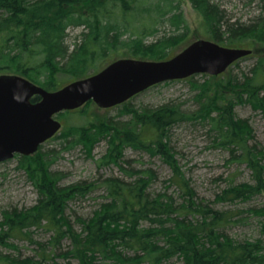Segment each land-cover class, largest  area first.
Here are the masks:
<instances>
[{"label":"trees","instance_id":"16d2710c","mask_svg":"<svg viewBox=\"0 0 264 264\" xmlns=\"http://www.w3.org/2000/svg\"><path fill=\"white\" fill-rule=\"evenodd\" d=\"M187 1L202 19L206 40L230 48L264 46V10L248 22L232 21L221 0ZM71 29H82L73 46L68 43ZM189 38L181 0H0V75L24 76L48 91L100 72L109 64L100 68L99 62L111 56L112 62L169 60L194 42ZM227 75L201 74L203 83L192 82L200 75L189 78L194 111L173 103L155 109L123 104L117 107L129 109L127 121L108 120L53 138L61 140L65 151L81 147L89 158L105 142L98 167L115 165L125 176L102 181L106 202L89 218L77 217L74 223L67 214L70 203L91 193L94 185L62 187V176L51 170L57 157L45 152L44 144L32 156L17 157L39 198L31 208L2 212L0 264H264L263 241H238L224 232L229 218L198 199L170 144V130L177 125L190 121L211 127L214 144L234 156L242 152L255 181L225 190L218 202H245L263 194L264 151L252 143V130L235 109L248 104L264 110V55L242 80ZM208 79L221 80L213 89ZM127 149L161 155L178 179L182 202L151 193L153 172L129 170ZM254 213L264 233V209ZM34 228L52 233L47 243L33 241ZM23 239L40 245L39 261L8 253L17 249L15 240Z\"/></svg>","mask_w":264,"mask_h":264},{"label":"rangeland","instance_id":"374dc122","mask_svg":"<svg viewBox=\"0 0 264 264\" xmlns=\"http://www.w3.org/2000/svg\"><path fill=\"white\" fill-rule=\"evenodd\" d=\"M181 1L184 16L190 27L189 40L205 39V30L200 15L192 8L190 2L187 0ZM221 2L232 21L248 22L249 19L259 15L264 10V2L260 0H221ZM81 31L82 29H71L69 31L68 43L70 45L73 46L76 36ZM247 47L252 49L254 54L232 66L228 70L227 76L229 79L237 77L242 80L244 75L248 74L256 64L257 57L264 55V46L259 45L256 47L249 44ZM256 48L260 49L259 52H255ZM113 59L111 56L101 60L99 62L100 68L110 64ZM190 80L188 78L171 84H160V86L141 93L127 102L126 105H132V107L134 105L137 109L141 107L155 109L173 103L182 105L184 110L194 111L196 110L194 104L195 94L192 89V80ZM205 80L200 75L192 82L203 83ZM220 80L208 79V83L215 89ZM230 94L232 97L235 96V93L230 92ZM128 111L129 109H126L125 106L113 109H102L95 103L84 106L78 113L63 114L58 117L63 127L57 138L62 134H70L72 130L78 128L87 131L108 120L127 121L130 118ZM235 111L237 118L243 120L244 124L251 128L252 143L264 151V110H255L248 104H240ZM214 143H217L216 134L211 131V127L204 126L202 123L188 121L170 130V144L174 153H176L175 157L181 170L180 173L190 182V186L199 200L206 202L215 211L224 213L229 218L224 232L238 241L254 242L260 239L264 245L262 220L254 213L264 209V192L245 202L241 200L218 202L220 195L225 190L239 185H254L255 181L248 164L240 158L242 152H238L234 156L231 151L220 149ZM62 144L60 139H52L44 144L43 149L50 156L57 157V161L51 170L62 176L61 186L70 187L80 183L94 185L91 193L70 203L67 215L75 223L77 217H91L93 212L102 203L106 202V198H104L106 193L101 187L104 179L125 176L122 170L115 165L98 167L97 160L105 154L107 149L105 142L94 149V158H89L81 147L65 151L64 145L61 146ZM18 159L16 157L0 163V221L2 220L3 211H20L31 208L37 204L39 198L27 173L19 168ZM124 160L130 162V165L125 164V166L133 172L149 169L153 172L154 182L151 193L172 196L177 203L182 202L183 191L178 184V179L174 176L173 168L164 161L161 155L151 156L150 153L144 150L127 149L124 153ZM262 164L264 165V161ZM31 231L33 241L38 243H47L52 235L51 232L37 228ZM14 243L17 249L10 250L8 253L21 258L40 260L42 248L39 244L37 245L27 239L15 240ZM55 260L62 262L59 259ZM72 264H78V262L72 261ZM102 264L107 263L103 262ZM175 264L181 263L176 262Z\"/></svg>","mask_w":264,"mask_h":264},{"label":"water","instance_id":"95a60500","mask_svg":"<svg viewBox=\"0 0 264 264\" xmlns=\"http://www.w3.org/2000/svg\"><path fill=\"white\" fill-rule=\"evenodd\" d=\"M254 53L214 41L192 42L163 61L119 59L100 72L48 91L24 76L0 75V163L16 154L31 156L62 129L60 113L93 101L102 109L122 105L150 88L195 75L220 76ZM35 97L40 101L33 102Z\"/></svg>","mask_w":264,"mask_h":264},{"label":"flooded vegetation","instance_id":"af4514ba","mask_svg":"<svg viewBox=\"0 0 264 264\" xmlns=\"http://www.w3.org/2000/svg\"><path fill=\"white\" fill-rule=\"evenodd\" d=\"M240 61H241V60H240ZM237 62H239V61H237ZM237 62H236V63H237ZM236 63H235V64H236ZM235 64H234V65H235ZM115 108H116V107H115ZM110 109H113V108H110ZM79 110H80V109H79ZM57 119H58V117H57ZM61 123H62V122H61ZM62 126H63V124H62ZM51 140H52V139H51ZM51 140L47 141L46 143L50 142ZM46 143H45V144H46ZM22 156H25V155L16 154L14 158H16V157H22Z\"/></svg>","mask_w":264,"mask_h":264},{"label":"bare ground","instance_id":"6f19581e","mask_svg":"<svg viewBox=\"0 0 264 264\" xmlns=\"http://www.w3.org/2000/svg\"><path fill=\"white\" fill-rule=\"evenodd\" d=\"M253 97V96H252ZM213 108V107H212ZM113 163H115V162H113ZM231 186V185H230ZM206 218V217H205ZM206 225V224H205ZM213 227V226H212ZM223 227V226H222ZM222 231V230H221ZM58 245H60V244H58Z\"/></svg>","mask_w":264,"mask_h":264}]
</instances>
